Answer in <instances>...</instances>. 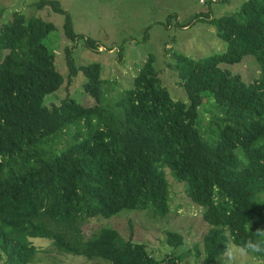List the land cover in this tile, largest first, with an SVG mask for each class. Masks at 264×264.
Wrapping results in <instances>:
<instances>
[{"label": "trees", "instance_id": "obj_1", "mask_svg": "<svg viewBox=\"0 0 264 264\" xmlns=\"http://www.w3.org/2000/svg\"><path fill=\"white\" fill-rule=\"evenodd\" d=\"M37 5L63 14L67 38L80 37L57 0ZM210 21L226 49L200 58L178 54L169 65L188 103L171 97L151 55L130 87L118 90L115 79L102 78L98 62L76 65L70 46L64 48L66 76L56 68L55 53L44 42L52 22L15 11L0 24L4 264H30L37 252L32 237L109 264H181L180 255L157 259L144 243L110 227L87 238L82 233L84 222L96 216L124 210H145L153 218L168 214L167 172L212 225L203 236V264H214L229 239L234 245L257 239L253 232L264 228V0H246ZM81 36L86 46L98 48L93 38ZM248 54L260 67L253 81L221 66ZM79 74L93 104L69 96L45 104L47 95ZM204 92L216 103L214 113L203 106ZM166 240L174 248L183 243L174 231Z\"/></svg>", "mask_w": 264, "mask_h": 264}, {"label": "rangeland", "instance_id": "obj_2", "mask_svg": "<svg viewBox=\"0 0 264 264\" xmlns=\"http://www.w3.org/2000/svg\"><path fill=\"white\" fill-rule=\"evenodd\" d=\"M40 0H0V24L12 18L15 11L25 16H39L54 24V29L44 42L55 53L56 68L64 75L67 67L64 48L72 47L71 55L76 65L98 62L102 78H113L117 89L130 87L140 65L151 55L153 66L161 84L171 97L189 102L184 87L169 65L178 54L200 58L226 49V41L216 33L210 19L236 11L246 0H57L70 15L73 30L80 36L75 41L63 33L64 16L50 7H38ZM209 13V18L200 14ZM93 38L99 45L92 49L85 45L82 36ZM111 49V50H110ZM233 74H239L245 82L260 75V67L254 55L243 56L240 62L222 63ZM82 74L64 83L45 97V104L59 102L64 97H73L84 105L93 104V99L84 93ZM203 98V106L214 113L216 103L212 98ZM207 117H203L205 120ZM170 185L168 214L153 218L145 210L120 211L111 217L96 216L82 225L84 238L101 227L116 229L125 239L146 245L157 259L180 255L181 264H203V236L212 227L200 214L201 205L193 202L185 193L182 182L174 180L167 172ZM182 235L183 243L171 247L167 233ZM31 243L37 252L30 264H109L102 258L88 259L82 255L58 250L48 238L32 237ZM0 252V264H4ZM214 264H225L222 253ZM233 264H264V257L236 255Z\"/></svg>", "mask_w": 264, "mask_h": 264}, {"label": "clouds", "instance_id": "obj_3", "mask_svg": "<svg viewBox=\"0 0 264 264\" xmlns=\"http://www.w3.org/2000/svg\"><path fill=\"white\" fill-rule=\"evenodd\" d=\"M253 234L257 239H249L242 245H234L229 239L224 250L225 264H233L237 254L248 256L264 253V228H257Z\"/></svg>", "mask_w": 264, "mask_h": 264}]
</instances>
